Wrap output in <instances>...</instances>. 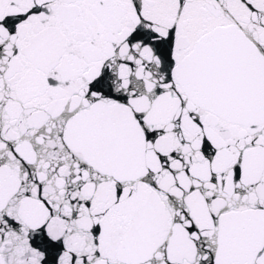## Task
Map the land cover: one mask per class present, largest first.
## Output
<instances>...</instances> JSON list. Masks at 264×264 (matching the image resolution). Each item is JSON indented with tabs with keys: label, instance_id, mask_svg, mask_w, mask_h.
<instances>
[{
	"label": "snow or ice",
	"instance_id": "obj_1",
	"mask_svg": "<svg viewBox=\"0 0 264 264\" xmlns=\"http://www.w3.org/2000/svg\"><path fill=\"white\" fill-rule=\"evenodd\" d=\"M0 264H264V0H0Z\"/></svg>",
	"mask_w": 264,
	"mask_h": 264
}]
</instances>
